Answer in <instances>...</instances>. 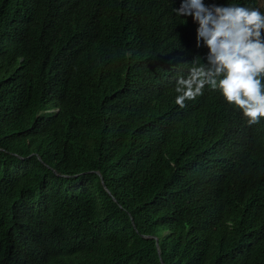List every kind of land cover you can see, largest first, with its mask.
<instances>
[{
	"label": "trees",
	"instance_id": "1",
	"mask_svg": "<svg viewBox=\"0 0 264 264\" xmlns=\"http://www.w3.org/2000/svg\"><path fill=\"white\" fill-rule=\"evenodd\" d=\"M182 3L0 0V264H264V118L175 103Z\"/></svg>",
	"mask_w": 264,
	"mask_h": 264
},
{
	"label": "clouds",
	"instance_id": "2",
	"mask_svg": "<svg viewBox=\"0 0 264 264\" xmlns=\"http://www.w3.org/2000/svg\"><path fill=\"white\" fill-rule=\"evenodd\" d=\"M166 8L160 15L164 25L182 27L191 16L198 23L196 47L202 41L209 50L206 64L194 60L188 77L178 79L175 103L184 108L208 86L219 89L249 125L259 123L264 118V14L238 5L206 6L203 0H183L180 7L173 5V16L163 17Z\"/></svg>",
	"mask_w": 264,
	"mask_h": 264
}]
</instances>
